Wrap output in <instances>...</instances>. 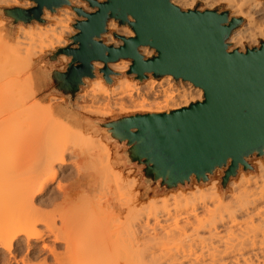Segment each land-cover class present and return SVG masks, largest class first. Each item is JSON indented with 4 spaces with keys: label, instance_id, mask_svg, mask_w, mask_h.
<instances>
[{
    "label": "bare ground",
    "instance_id": "obj_1",
    "mask_svg": "<svg viewBox=\"0 0 264 264\" xmlns=\"http://www.w3.org/2000/svg\"><path fill=\"white\" fill-rule=\"evenodd\" d=\"M69 1L75 7L82 8L88 13L91 12L85 1ZM96 1L103 2L104 0ZM197 2L203 4V7L199 11L213 10L217 6H223L224 9L229 12L230 17L244 20L242 28L236 31L233 30L234 33L228 42L232 45L228 47L229 51L240 49L239 51L242 52L244 49V42H249V46H256V41L258 39L264 42V1L171 0L174 6L184 11L192 10ZM32 6L33 4L27 1L0 0V7L5 8L21 7L26 9ZM58 13L61 18L46 14L45 20L50 22V24H47L45 28H41L36 24V28L38 29L37 33L40 34L42 30L53 31L56 28H63L64 31H69L67 29V23L63 24V22L64 20L65 22L71 21L72 18L75 17L74 13L68 11L66 8L59 9ZM3 25L4 22L0 21V27L3 28ZM107 28L109 31L115 32L119 36L125 38L133 37V32L117 27L112 21L107 24ZM0 34L5 38L2 32ZM23 34L22 30H17L14 42L10 43L8 41L9 44L15 46L18 53L21 51V48H17V45ZM103 38L105 39L104 44L107 46L116 48L121 45V41H115L109 34L103 35ZM146 48L147 47H141L139 53L145 59H148L151 57L152 49ZM148 49L150 51H148ZM44 52L45 51H41L39 55ZM39 55L30 58L31 65L29 67H25L24 65L19 66L20 64L17 65L7 74L8 76L5 74L1 77V82L11 80L20 83L34 79L32 73L34 69L33 60ZM24 59L26 60L29 58L26 56ZM129 64L131 65V61L130 63L127 61L120 62L117 66H112L113 68L111 69L116 75L121 74L129 69ZM94 66L101 68L100 64H94ZM116 75L112 77L115 81V88L113 89L107 87L102 79L91 82L90 84L94 85V88L82 95H77L74 108L85 114L97 115L96 111L100 107L105 109V107L110 108L112 106L129 104L133 106V110H131L133 112L146 111L148 113L160 114L162 113L161 110H146L144 105L150 102H163L166 104L177 103L172 106V111H175L188 107L192 103L202 101L201 89L194 88L189 82H184L183 84L185 85L183 86L178 83V87H175L171 76H166L161 82H156L154 80L145 81L139 86L136 82L130 81L127 78H118ZM86 81L87 79L84 80V82ZM35 93L36 92L32 93L18 106L19 110L31 111L37 118L43 117L44 120L46 117L50 118L48 122L50 120L51 123H64L66 128L62 126L65 130L63 138L57 142L54 140L56 143L52 141L54 144L50 147L46 146L48 148L45 147L44 150L42 149L43 151H40L41 155L37 156L38 159L34 158L35 162L33 160L30 161L33 163L32 165L28 163V166H26L23 162V165L22 163L15 164L13 172L16 174L12 172L11 177L14 178V181L16 179L15 177H19L18 180H20V182H14V191H10V193L3 191V193L5 192L4 194H2V192L0 193V222L3 220L7 221V218L11 216L9 219L13 218V220L9 222L13 223L15 219L12 216L13 211L18 210L23 212L21 214V221L17 219V221L20 222H18V225L15 223L17 226L21 227L19 231L10 230V232H5L0 229V264H11L12 261L13 263L16 262L12 251L16 248L17 244H19L21 235L26 244L25 251L27 252L25 258L22 259V264L28 261L27 257H32L30 259H34L39 252V250L35 248L31 249L29 247L30 243L32 241L42 242L49 235L53 237L54 243H64L65 245V252L59 257V254H56L53 247L49 248L44 245L42 246V252L43 250H47L49 254L52 255L54 264H264V160H256L253 162L255 170L252 172H239L236 179L229 182V192L227 194L221 193L219 191L218 182L213 180L204 188L192 186V189L185 192L180 191L176 194L168 195L166 198L160 197L153 201L151 199L152 202H149L150 204H147V201V206H143L144 203L143 205L139 204V196L133 199L130 198L131 200L129 199L124 205L120 203L123 207L120 206V208H115V206H113L111 212L110 209L112 206L110 203L105 204L109 205L107 206L108 208L110 206L111 208L107 214L108 216L105 215L106 217L104 220L95 221L97 224L95 225L94 223L95 227L93 230L95 232L91 230L92 228H88L90 231H87V227L91 226L90 223H92V219L86 214H89V212H86L87 210H91L89 206V209L83 208L85 210V215L82 213V215L77 214V216H75L73 223L71 222L68 226H65L64 220L61 219L62 225L59 228L55 227L50 215L42 213L40 210L42 207L41 197L47 193L53 181L58 177L59 172L61 173L63 167L67 165L64 160V154L70 153L72 158L76 161L73 163L77 164L79 151L81 150L77 149V155L74 151L75 147L80 149L78 144L82 146L84 142L85 144H90L97 136L98 138L101 137L102 132L95 126H89L85 121L86 117L79 121L93 135L84 134L77 128V125L73 126L65 119L57 118L49 105L42 106V102L33 101ZM51 100L55 101L56 98L52 97L49 101L51 102ZM58 102L64 103V100L58 99ZM7 104L8 96H0V108H4V110L1 109L2 112L0 113V167L5 157V155H1V150H5V146L8 147L10 144L12 145L17 141L12 133H10L12 137H10L9 134L7 137L6 133V137L10 142L7 140V143H5L6 139L4 132H9V126L13 125L12 123L16 118L14 111L10 106H6ZM128 111L121 110V113ZM57 124H55V127L54 124L51 125L49 134L50 132H55V130H53L54 128H60ZM52 126L54 127L53 129ZM5 129H8V131H5ZM60 129L61 132L59 133H62L63 129ZM46 135V132L43 131L42 135L41 133H37L35 136H30L28 145L31 147H39V144L42 143L41 141L44 142L47 140V137H49V135ZM20 136L21 135H19L18 138H20ZM23 138L24 137H21L18 143H20V141L23 142ZM25 141L26 140H24V144L27 145ZM72 143L73 145H77L72 148ZM5 152L3 151L4 154ZM88 154L91 156L92 154L96 155L93 152H87L85 156L90 157ZM94 157L98 158L92 156V158ZM111 160L112 159H108L106 162L107 165H104L107 167L103 166L104 162L101 164L98 160L96 164H100L101 169H103V167L107 169L108 163H111ZM29 165H31V167ZM106 169L104 171H106ZM25 173H28L27 175L29 177L25 176L26 180L21 182L22 179L20 178L23 177H21V175H25ZM80 178L83 179L82 175ZM17 184H20L18 185L19 187ZM63 194L65 195V193ZM64 195L63 197H65ZM68 195L66 196L67 198ZM92 198L93 197L89 199L92 200ZM55 199L48 200V202L50 203ZM90 201L87 200L89 205L92 204H90ZM94 204L96 205V202ZM99 205L100 204L97 202L96 206L92 207L91 205V207L94 208ZM81 209L80 211H82ZM99 210H101V208H98V211ZM25 213L28 215H25ZM35 217L40 219H38V223L35 222ZM88 218L90 222L87 220ZM38 220L36 219V221ZM9 222L7 221L6 224ZM37 226H42L43 229H37ZM84 234H87V237H85ZM19 249V247L16 248V250ZM5 254L8 256L5 257ZM63 256L66 260L63 259Z\"/></svg>",
    "mask_w": 264,
    "mask_h": 264
},
{
    "label": "water",
    "instance_id": "obj_2",
    "mask_svg": "<svg viewBox=\"0 0 264 264\" xmlns=\"http://www.w3.org/2000/svg\"><path fill=\"white\" fill-rule=\"evenodd\" d=\"M29 1L32 7H0L9 34L21 24H43L44 10L54 15L68 7L76 15L71 45L44 58L49 70L39 72L47 95L66 99V109L85 87L84 80L97 75L111 87L108 64L130 60L126 76L138 83L171 76L202 91V101L165 113H135L109 121L85 120L117 147L122 167L137 169L144 186L158 193L188 187L195 180L206 185L216 170L222 171L225 193L231 179L254 171L249 160L264 157V42L241 52L229 51L227 40L243 19L228 11L181 10L171 0H81L91 12L69 0ZM109 20L127 26L133 37L114 34L119 47L107 46L101 37ZM154 50L145 59L139 48ZM67 60L65 69L60 57ZM94 63H101L96 69ZM120 76V75H119Z\"/></svg>",
    "mask_w": 264,
    "mask_h": 264
},
{
    "label": "rangeland",
    "instance_id": "obj_3",
    "mask_svg": "<svg viewBox=\"0 0 264 264\" xmlns=\"http://www.w3.org/2000/svg\"><path fill=\"white\" fill-rule=\"evenodd\" d=\"M261 1H264V0H261ZM27 2H29V1H27ZM202 7H203V4L200 2H197V4L193 7L192 10H194V9L200 10ZM28 8H30V7H28ZM28 8H26V9H28ZM63 8H66L68 11L73 12L66 6ZM63 8H60V9H63ZM213 10L226 11L223 6H217ZM58 11L54 15L50 14L48 11H44V15L42 17V19L44 20L43 24H39V23L34 22V23H32L26 27H23L21 24H18L15 27L14 32L12 34L8 33V30H7L8 22L6 20H3L0 18V21L4 22L3 28L0 27V33L2 32L5 36V38H4L0 34V96H8V104L6 106H8V107L10 106L11 109L14 111L15 116H16L15 120L12 123L13 125L9 126V132H4V134H5L4 136L6 139L5 143H7V140H9V139H7V137H8V134L10 136V133H12L13 136L15 137V139H17V141L15 140L16 142H14V143L11 141L13 143L12 145L11 144H10V146L7 145L8 147L5 146V148H4L5 150H1L2 151L1 155H5V157L1 156V157H4L3 158L4 162L2 163V165L0 167V190H1L0 193L2 192V194L5 193V192L3 193V191H6L8 193H10V191L11 192L14 191V189H15V187H14L15 183L14 182H18V183L20 182V180H18L19 177L18 178L15 177L16 178L15 181L13 180L14 178L11 177L12 172L14 171L15 164L17 165V163L23 162V163H25L26 166H28L27 164L28 163L30 164L31 163L30 161H32V160L34 161V158L38 159L37 156L41 155L40 151L42 149L44 150L46 146L50 147L52 144L56 143L57 141L62 139L64 136L65 130H64V127H62V126H65L64 123H61L62 125L60 124V122H59V124H57L56 122L51 123L50 120L48 122V119H50V118L46 117L44 120L43 117L37 118L33 114V112H31V111L27 112L25 110H19L18 106L25 99H27L32 93L36 92L35 96L33 98L34 99L33 101H38L40 103L42 102L41 103L42 106L49 105L51 107L53 113L57 116V118H59V119L63 118L69 124H71L73 126L77 125V128L79 130H81L84 134H91L88 131V129L84 125H82L81 122L79 121V120L85 119L86 117L87 118L85 120H87V119L88 120H99V121L105 122V121H109V120L117 118V117L128 116V115H132L135 113H148L146 111L145 112H133V111H131V110H133L132 105H129V104L125 105L124 104V105H119V106H112L110 108L105 107V109H102V107H100L96 111L97 115H89V114L82 113L81 111L74 108L75 107L74 106L75 99L73 102H71V109L67 110L66 109L67 101L65 98H63L61 96H57V95H47L46 94V92L43 89L41 80L39 78V72H43V71L50 69V66L45 63L44 58L46 56H48L49 54L55 52L57 49L66 47L65 45H67V46L71 45V42L68 41V38L71 37L72 35H74V33H75L74 29L72 28L74 21L77 19L74 12L73 13H74L75 17L72 18V16H71V18H72L71 21L65 22V20H64V22H63V24L67 23V29L69 31H64L63 28H56L53 31L42 30V32L40 34L37 33L38 29L36 28V24L38 26H40L41 28H45L47 26V24H50V22L45 20L46 14L61 18L59 16ZM110 21L114 22L117 25V27L126 29L129 32H132V31H130V29L127 26H119L117 24V22H115L113 20H109L108 23ZM243 23H244V20H243ZM242 27H243V24L241 25L240 28H242ZM238 29L239 28L235 29L234 31H236ZM17 30H22L24 33L22 38L19 40V44L17 45V48L18 47L21 48V51L19 53L16 50L15 46H12L11 44L8 43V41L10 43L14 42L15 36L17 34ZM107 30H108V28H107ZM234 31L231 32V34L227 40L228 47L232 46L228 42H229L230 37L234 33ZM106 34L111 35L115 41H119L113 36L114 34L118 35L117 33L111 32L108 30V32ZM106 34H104V35H106ZM101 40L103 41V43L105 42V39L103 38V36L101 37ZM262 42L263 41L259 40V44L256 46H249L250 45L249 42L248 43L244 42V44H243L244 49L242 52H244L246 49L258 47L260 45V43H262ZM237 50H240V49H237ZM41 51H45V52L43 54L39 55V53ZM148 51H150V50L148 49ZM37 55H39V56L33 60V68L34 69L32 70V73H33L34 79H32L31 81L29 80L27 82H20V83H17L15 81H11V80H8V81L6 80L5 82H1V77L4 76L5 74L7 75L8 73H10L17 65L20 64L19 66L24 65L25 67H29L31 65L30 58L33 56H37ZM154 55H155V52L152 50L151 57H153ZM26 56H28L29 59L25 60L24 58ZM22 59H23V62H22ZM60 61H61V64L58 66H55V68L60 70V71H63L65 69L67 60L65 57L61 56ZM124 61H127L130 63L129 60H119L118 62H116L114 64H109L108 68L112 71L111 68H113L114 66H117V64H120V62H124ZM94 64H100L101 68L103 67V65L101 63H94ZM95 68L100 69L97 67H95ZM127 71H128V69L124 73L117 74V75H116V73H113V71H112V74L110 75V79L113 81V84L110 87L111 89L115 88V86H114L115 81L112 79V77L115 75L118 78H127L130 81L136 82L139 86L142 85L145 81L154 80L150 77V78L144 80L142 83H138L134 79V76H126ZM96 75H97L96 79H94L92 81L87 79V81L84 82L85 87H83V89L77 95H82L83 93L87 92L88 90H91L94 88V85H91L90 83L93 81H97V80L101 79L100 75H98V74H96ZM165 77L166 76H164L163 78H161L159 80H154V81L161 82ZM35 82H36V86H35ZM178 83L181 86L185 85V84H183L184 82H182V81H174L173 80V85L175 87H178ZM76 96H75V98H76ZM52 97L56 98V100L55 101L51 100V102H50L49 100ZM58 99L59 100L63 99L64 103H59ZM175 104H177V103L166 104L163 102H159V103H151L150 102V103L145 104L144 108L146 110H152V111L161 110L162 113H165L168 111H172L173 110L172 106ZM0 107H1V105H0ZM103 108H104V106H103ZM1 109L4 110V108H0V113L2 112ZM8 110H6V111H8ZM121 110H127V111L130 110V111L121 113ZM50 123H51V125L54 124V127H55V124H57V126L59 125L58 127L63 129L62 133H59V132H61L60 128H59L60 129L59 130L58 128H54L52 126V129L54 128L53 130H55V132L54 133L50 132V134H49V131H51L50 130L51 129ZM65 128H66V126H65ZM6 130L8 131V129H5V131ZM43 131L46 132L47 135H49V137H47V140L44 139L45 140L44 142L41 141L42 143L39 144V147L38 146L31 147L30 145H28L30 142V136L31 137H32V135L35 136V135H37V133H39V134L41 133V135H42ZM6 133H7V137H6ZM28 133H30V134H28ZM19 135H21L20 138H18ZM91 135H93V134H91ZM1 136H2V134H1ZM59 136H60V138H59ZM10 137H12V136H10ZM21 137H24L23 139L26 140L25 142H27V145L24 144L23 139H22L23 142L20 141V143H18L19 139H21ZM64 138H66V137H64ZM52 141L54 143H52ZM9 142H10V140H9ZM72 145H73V143H72ZM72 145H70V146H72ZM75 145H77V144H74L72 146V148H74ZM48 147H46V148H48ZM78 147H80V149L77 147H75V150L72 149L75 151V153L77 155H78L77 149L81 150L83 153L82 154L81 151H79L80 152L78 155L79 158L77 160L78 165L76 163H73L76 161L72 158V155L70 153H65L64 154V160L67 163V165L63 167V170L61 173L59 172L58 177L56 178L55 181H53L50 188L47 190V193H45L41 197V203H42L41 204L42 207L40 209L41 212L50 215V217L53 219V223H54L55 227H58V228L62 225L61 219L64 220L63 222L65 223V226H68L71 222L73 223V219L75 218V216H77V214L82 215V213H83L85 215V210L83 208L87 209L89 206V208L92 210V211L90 210L91 215H90L89 210L86 211V212H89V214L88 213H86V214L88 215V217L90 219H92V223H90L91 226L87 227V229L92 228L91 230L93 232H95L93 230L95 227L94 223H95V225H97L96 222H98L99 220H104L105 217L108 216L107 214L109 213V209L111 208V206H112V208L110 209V212L113 209V206H115V208H117V207L120 208V206L122 204L124 205L126 202H128V200L130 198L133 199L136 196H139V198H138L139 204L143 205V203H144L143 206H145L147 201H148L147 204H150L149 202H152L155 199L157 200L160 197L166 198V197H168V195L176 194L180 191L181 192L188 191V190L192 189V186H198L200 188H204L208 185V184H206L204 186L198 185V184H196L195 180L192 179V181L188 187L178 188L177 190H174V191H165V192L158 193L156 191L155 185H150L149 187H146L143 185V183L141 181V176L138 174L137 169H135V168L126 169V168H123L121 166L123 163V159L120 157V154L124 151V149H121L118 151L117 147L113 144L112 141H109L107 139V137L104 133H101V137L98 138V136H97V138H94L90 144H87V143L85 144V142H84V144L82 146L78 144ZM3 151L4 152L6 151L5 154L3 153ZM35 152H37V153H35ZM39 152H40V154H39ZM87 152H89V153L93 152L96 155L92 154V156H96L98 158H95V157L92 158V156L90 154H88V155H90L91 159H90V157H86L85 155ZM85 158H87V159H85ZM96 159L98 161H100L101 164H103V162H104L103 166L107 165L106 162L108 159L109 160L112 159V160H111V163L108 161L110 163V165L108 163L107 169L104 168L107 166H104L103 169H101V165L98 163L96 164V162H98ZM256 160H264V157L256 158L255 156H253L249 160V164L254 168V170H255V166L253 165V162H255ZM23 163H22V165H23ZM32 164L33 163H31V165ZM31 165H29V166L31 167ZM30 167H28V168H30ZM80 169H82V170H80ZM105 169H106V171H104ZM241 169H242V167H239V172L242 171ZM222 171H224V170H216L210 179V182L213 180H216L218 182V187H219L220 192H221V188H220L221 177L223 175ZM239 172H238V174H239ZM248 172H252V171H248ZM13 173H15V172H13ZM27 174L25 173V175H21V177L23 176L22 178H20V179H22L21 182L23 180H26L25 176H28ZM81 175H82L83 179L80 178ZM86 177H87V181H86ZM235 179H231L230 181L235 180ZM18 185H20V184H17V186ZM66 191H67V194H66ZM228 192H229V188L227 185L225 194H227ZM63 193H65V195ZM63 195L65 197H63ZM67 195H68V198L66 197ZM91 197H93L92 198L93 202L91 199H89ZM99 197H101V198H99ZM51 199H55V200L49 203L48 200H51ZM121 199H123V200H121ZM151 199H152V201H151ZM87 200L88 201L91 200L90 204L92 203L91 204L92 207L96 206L97 202L100 205L98 207L92 208L91 205L88 204ZM95 202H96V205L94 204ZM109 203L111 206L108 208L107 206H109V205H105V204H109ZM120 203H122V204L120 205ZM36 204H38V203H36ZM84 204H85V206H84ZM121 207H123V206H121ZM98 208H101V210L98 211ZM80 209L83 212L80 211ZM22 213L23 212H20L18 210L13 211V215L11 213V215L15 218L13 223L9 222L10 220H13V218L9 219V218H11V216H10L9 218H7L8 219L7 221L9 222L8 224H6L7 221H5V220H3L5 223L3 221L0 222V229L5 231V232H10V230L11 231H19V229H21V227H19L17 225H18V222H20L22 219V216H21ZM25 215H28V214L25 213ZM101 215H102V217H101ZM78 216H80V215H78ZM98 216L102 219H100ZM89 218L87 220H89ZM17 219H19L20 221H17ZM36 219L38 220L39 218L35 217V222L38 223L40 219L38 221H36ZM82 219L85 220L84 218H82ZM32 222H33V220H32ZM89 222H90V220H89ZM86 224H88V223H86ZM83 227H82V231H83ZM37 229L41 230L43 228H42V226H37ZM85 230H86V227H85ZM87 231H90V229H88ZM83 233H85V232H83ZM86 233H88V232H86ZM80 235L82 236L81 233H80ZM84 235H85V237H87V234H84ZM20 237H21L20 242L16 246V248L19 247L20 249L16 250V248H15L12 251L16 262L13 263V261H12L11 264H22V259L25 258V254H27V252L25 251L26 244L24 243L22 235ZM81 238H83V237H81ZM43 245L47 246L49 248L53 247L56 254H59L58 257L62 256V254H64V252H65L64 243H58V244L54 243L53 237L49 235L42 242H33L32 241L30 243L29 247L31 249L35 248L36 250H39V252H38V254H36L34 259H30L32 257H29V258L27 257L28 261L25 262L24 264H54V262L52 261L53 260L52 255H50L47 250H43V252H42V246ZM39 253H40V255H39ZM4 256L6 257L8 255L5 254ZM64 256H63V259H65Z\"/></svg>",
    "mask_w": 264,
    "mask_h": 264
},
{
    "label": "clouds",
    "instance_id": "obj_4",
    "mask_svg": "<svg viewBox=\"0 0 264 264\" xmlns=\"http://www.w3.org/2000/svg\"><path fill=\"white\" fill-rule=\"evenodd\" d=\"M233 43H234V41H233ZM256 44H257V45L259 44V39L256 41ZM65 46H67V45H65Z\"/></svg>",
    "mask_w": 264,
    "mask_h": 264
},
{
    "label": "crops",
    "instance_id": "obj_5",
    "mask_svg": "<svg viewBox=\"0 0 264 264\" xmlns=\"http://www.w3.org/2000/svg\"><path fill=\"white\" fill-rule=\"evenodd\" d=\"M35 86H36V84H35Z\"/></svg>",
    "mask_w": 264,
    "mask_h": 264
}]
</instances>
